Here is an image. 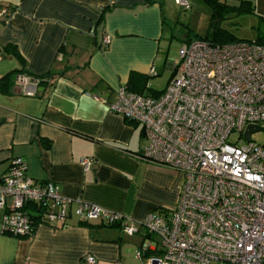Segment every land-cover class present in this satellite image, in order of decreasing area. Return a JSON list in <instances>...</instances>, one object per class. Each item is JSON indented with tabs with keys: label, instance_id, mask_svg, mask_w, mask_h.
<instances>
[{
	"label": "crops",
	"instance_id": "obj_1",
	"mask_svg": "<svg viewBox=\"0 0 264 264\" xmlns=\"http://www.w3.org/2000/svg\"><path fill=\"white\" fill-rule=\"evenodd\" d=\"M166 2L0 0L13 9L0 20V79L19 70L48 76L35 95H24L14 75L0 91V179L20 157L28 176L70 200L63 221L37 226L29 237L4 232L0 209V264H81L86 256L95 264H144L136 256L142 231L127 236L118 224L84 222L74 211L83 201L136 222L178 200L181 175L141 159L142 127L108 108L130 72L155 69ZM83 158L93 159L86 169Z\"/></svg>",
	"mask_w": 264,
	"mask_h": 264
},
{
	"label": "built area",
	"instance_id": "obj_2",
	"mask_svg": "<svg viewBox=\"0 0 264 264\" xmlns=\"http://www.w3.org/2000/svg\"><path fill=\"white\" fill-rule=\"evenodd\" d=\"M175 3L190 9L188 0ZM12 12L0 6V20ZM172 69L159 95L120 86L108 108L142 127L141 159L181 175L175 205L136 222L83 201L74 212L84 222L118 224L127 236L142 231L136 256L144 264H264V144L251 138L264 131V46L193 40L182 43ZM16 82L24 95L36 94L38 79L18 76ZM248 126L256 130L247 140ZM92 162L80 160L85 169ZM26 169L15 157L0 179L1 227L16 237L63 221L70 204L53 183L31 178ZM81 264L95 259L86 256Z\"/></svg>",
	"mask_w": 264,
	"mask_h": 264
},
{
	"label": "rangeland",
	"instance_id": "obj_3",
	"mask_svg": "<svg viewBox=\"0 0 264 264\" xmlns=\"http://www.w3.org/2000/svg\"><path fill=\"white\" fill-rule=\"evenodd\" d=\"M227 1V0H226ZM242 0H228L229 5L238 6ZM250 3V11L230 13L218 23V29L226 31L235 41H255L264 37V0H246ZM189 10H183L173 0L165 8V30L161 52L155 62V75L149 78L151 90L162 92L169 80L175 75L171 64L178 59V49L187 38L196 40L198 37L213 34L210 28V7L203 0H188ZM175 22H178L175 24ZM176 27L175 37L171 38L172 28ZM237 138L230 135V141ZM252 140L264 144V131L253 133Z\"/></svg>",
	"mask_w": 264,
	"mask_h": 264
},
{
	"label": "trees",
	"instance_id": "obj_4",
	"mask_svg": "<svg viewBox=\"0 0 264 264\" xmlns=\"http://www.w3.org/2000/svg\"><path fill=\"white\" fill-rule=\"evenodd\" d=\"M208 6L210 7V28L213 31V34L211 37L209 35H206L204 37H198L196 40H203L207 41L211 44H224V43H230L234 42L235 40H232L231 37H229L225 30L218 29V23L227 17L228 14L236 12L240 13L242 11H250L251 6L250 3L246 0H242L240 5L233 6L229 5L226 0H203ZM187 38L184 40L183 43H189L193 40L190 39V37L186 36ZM258 45L264 46V37H259L254 41ZM7 47H5L6 49ZM12 53L15 55L17 59L20 60V55L15 47L12 48ZM18 74L16 75V73ZM14 71L12 73H9L5 75L3 78L0 79V91L5 92L8 90V88L13 84V79L15 76H23L24 74H27V71L19 70ZM21 74V75H20ZM14 75V76H13ZM13 76V77H12ZM151 75H144L137 72H130L128 75L126 88L128 91L137 93V94H147L151 96H156L155 92L151 90V88L148 86L149 78ZM12 77V78H11ZM15 77V80H16ZM48 77L47 75L43 76H31L30 78L38 79L39 83L38 85H41L42 82H45L44 79ZM29 78V77H28ZM47 81V80H46ZM49 82V81H47ZM149 88V89H148Z\"/></svg>",
	"mask_w": 264,
	"mask_h": 264
},
{
	"label": "water",
	"instance_id": "obj_5",
	"mask_svg": "<svg viewBox=\"0 0 264 264\" xmlns=\"http://www.w3.org/2000/svg\"><path fill=\"white\" fill-rule=\"evenodd\" d=\"M256 130L255 126H248L245 131V138L248 140L249 139V134L253 131Z\"/></svg>",
	"mask_w": 264,
	"mask_h": 264
}]
</instances>
